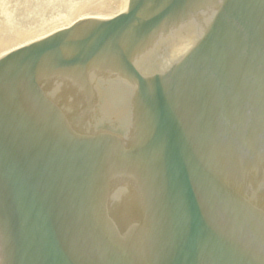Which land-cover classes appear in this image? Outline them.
<instances>
[{"label": "water", "instance_id": "obj_1", "mask_svg": "<svg viewBox=\"0 0 264 264\" xmlns=\"http://www.w3.org/2000/svg\"><path fill=\"white\" fill-rule=\"evenodd\" d=\"M118 11L0 53V264H264V0Z\"/></svg>", "mask_w": 264, "mask_h": 264}, {"label": "bare ground", "instance_id": "obj_2", "mask_svg": "<svg viewBox=\"0 0 264 264\" xmlns=\"http://www.w3.org/2000/svg\"><path fill=\"white\" fill-rule=\"evenodd\" d=\"M126 0H0V53L12 45L52 31L82 14H112ZM194 37L185 31L165 41L158 64L178 56ZM148 67L146 66V69Z\"/></svg>", "mask_w": 264, "mask_h": 264}, {"label": "rangeland", "instance_id": "obj_3", "mask_svg": "<svg viewBox=\"0 0 264 264\" xmlns=\"http://www.w3.org/2000/svg\"><path fill=\"white\" fill-rule=\"evenodd\" d=\"M61 25V24H60ZM58 27H59V25H57ZM56 26V27H57ZM62 26V25H61ZM43 35V34H42ZM39 36H41V35H37L36 37H39ZM33 38H35V37H33ZM29 40H31V39H28V40H26V41H29Z\"/></svg>", "mask_w": 264, "mask_h": 264}]
</instances>
